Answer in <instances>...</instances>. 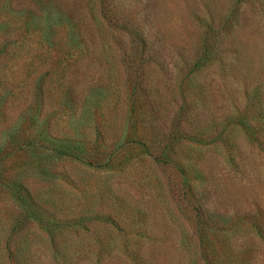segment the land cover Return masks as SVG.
I'll list each match as a JSON object with an SVG mask.
<instances>
[{
  "label": "rangeland",
  "instance_id": "1",
  "mask_svg": "<svg viewBox=\"0 0 264 264\" xmlns=\"http://www.w3.org/2000/svg\"><path fill=\"white\" fill-rule=\"evenodd\" d=\"M0 264H264V0H0Z\"/></svg>",
  "mask_w": 264,
  "mask_h": 264
}]
</instances>
